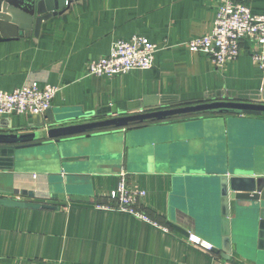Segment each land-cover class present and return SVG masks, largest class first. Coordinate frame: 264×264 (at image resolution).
Returning <instances> with one entry per match:
<instances>
[{
  "label": "crops",
  "instance_id": "crops-1",
  "mask_svg": "<svg viewBox=\"0 0 264 264\" xmlns=\"http://www.w3.org/2000/svg\"><path fill=\"white\" fill-rule=\"evenodd\" d=\"M239 1L264 14V0ZM216 10L217 0H72L38 35L32 28L0 35L1 90L33 81L60 86L51 119L1 115L0 133L198 102H264V73L247 45L222 68L187 48L189 39L212 31ZM135 34L158 45L152 68L86 74L88 62L107 55L115 39ZM233 119L244 126L243 138L235 136L249 141L238 151L244 172L224 164L232 160ZM73 137L94 149L55 161L29 149L14 174L0 158V187L31 190L33 200L58 207L0 206V264H264V201L225 200L222 185L224 176H264L256 165L264 163V116L211 114ZM123 172L131 188L146 192L145 213L167 230L97 208L110 202Z\"/></svg>",
  "mask_w": 264,
  "mask_h": 264
},
{
  "label": "water",
  "instance_id": "water-1",
  "mask_svg": "<svg viewBox=\"0 0 264 264\" xmlns=\"http://www.w3.org/2000/svg\"><path fill=\"white\" fill-rule=\"evenodd\" d=\"M72 0H0V35L1 39L7 37L25 35L31 28L35 35H38L42 24L71 4ZM224 114L243 116H264V102L262 100H216L198 102L195 104H185L171 108H161L156 110H145L139 113L95 119L87 122L74 124H63L65 120H59L57 125H40L37 130L26 133H0V157L9 170L14 172L20 169L19 157L29 149H36L46 152L43 154L50 156L54 161L61 157L73 156L75 152L92 151L93 146L86 145L79 141V137L84 138L85 134L109 133L112 129H122L127 127H138L139 124H154L172 122L174 119L203 117V114ZM51 119V111H46ZM90 116V115H88ZM2 156V155H1ZM70 161V160H68ZM67 165V161H63ZM248 174V173H245ZM223 193L225 200H263L264 201V176H241L234 175L222 178ZM23 194L32 200H20L8 194ZM35 193L31 190H18L15 188L0 187V206L32 208V209H56L49 203L33 200ZM227 202V201H226ZM228 216V213H226ZM264 217V209L261 211ZM228 225V218L225 217ZM228 232H225L227 235ZM225 240H229L228 235ZM223 257L229 258L228 251H224Z\"/></svg>",
  "mask_w": 264,
  "mask_h": 264
},
{
  "label": "built area",
  "instance_id": "built-area-1",
  "mask_svg": "<svg viewBox=\"0 0 264 264\" xmlns=\"http://www.w3.org/2000/svg\"><path fill=\"white\" fill-rule=\"evenodd\" d=\"M264 73V14L253 13L250 6L239 0H217V10L213 29L209 34L194 37L186 42L192 52L202 53L211 58L218 68L236 60L242 48ZM159 47L147 37L135 34L130 38H117L112 42L110 52L88 62L87 75L113 77L136 69H150L154 65L155 54ZM60 91V86L41 85L37 81L22 85L11 91L0 89L1 115L43 116L52 105ZM144 190L129 186L126 173L109 196L110 202L96 205L98 209L129 213L144 222L167 230L165 226L152 219L141 207ZM192 243L212 249L194 236Z\"/></svg>",
  "mask_w": 264,
  "mask_h": 264
},
{
  "label": "rangeland",
  "instance_id": "rangeland-1",
  "mask_svg": "<svg viewBox=\"0 0 264 264\" xmlns=\"http://www.w3.org/2000/svg\"><path fill=\"white\" fill-rule=\"evenodd\" d=\"M233 121L235 122L234 124V127H233V133H234V138H233V154H232V160L230 162H224V164H226L225 167H232V169H234V171H237V172H244L245 169H243L242 167H244L243 165V161H241V155L242 154H239L238 151H240V147L244 144H247L249 141H244L243 139H240L241 137V133L243 132L244 130V126L242 125L243 123H239V119H233ZM239 131V132H238ZM242 131V132H240ZM239 133V134H238ZM235 134H238L240 135L239 136H235ZM243 138V136L241 137ZM231 155V154H230ZM258 165V168L261 169L262 171H264V163H258L256 164ZM239 167V168H238ZM254 168V167H253Z\"/></svg>",
  "mask_w": 264,
  "mask_h": 264
},
{
  "label": "trees",
  "instance_id": "trees-1",
  "mask_svg": "<svg viewBox=\"0 0 264 264\" xmlns=\"http://www.w3.org/2000/svg\"><path fill=\"white\" fill-rule=\"evenodd\" d=\"M212 114H217V113H212ZM206 115H211V114H203V116H206ZM195 117H198V116H195ZM188 118V117H187ZM192 118H194V116L192 117ZM183 119H185V118H179V119H174V120H183ZM173 121V120H172ZM140 126L141 125H144V124H139ZM134 127V126H133Z\"/></svg>",
  "mask_w": 264,
  "mask_h": 264
}]
</instances>
